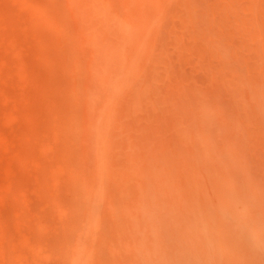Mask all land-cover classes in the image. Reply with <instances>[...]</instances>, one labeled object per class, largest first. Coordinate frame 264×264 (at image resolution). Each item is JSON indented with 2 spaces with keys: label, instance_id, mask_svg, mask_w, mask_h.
I'll return each instance as SVG.
<instances>
[{
  "label": "bare ground",
  "instance_id": "bare-ground-1",
  "mask_svg": "<svg viewBox=\"0 0 264 264\" xmlns=\"http://www.w3.org/2000/svg\"><path fill=\"white\" fill-rule=\"evenodd\" d=\"M38 2L90 55L60 100L83 123L91 224L119 226L126 264H264V0H67V22ZM93 246L79 235L69 264Z\"/></svg>",
  "mask_w": 264,
  "mask_h": 264
},
{
  "label": "rangeland",
  "instance_id": "rangeland-1",
  "mask_svg": "<svg viewBox=\"0 0 264 264\" xmlns=\"http://www.w3.org/2000/svg\"><path fill=\"white\" fill-rule=\"evenodd\" d=\"M38 1L0 0V264H69L79 235L96 245L89 264H126L108 231L119 226L111 220L101 230L82 209L83 123L60 100L76 103L82 86L74 74L84 70L77 61L85 68L90 55L71 51L73 30L64 35L63 23L40 19L53 14ZM60 7L54 17L67 22V0ZM200 74L193 66L192 82Z\"/></svg>",
  "mask_w": 264,
  "mask_h": 264
}]
</instances>
